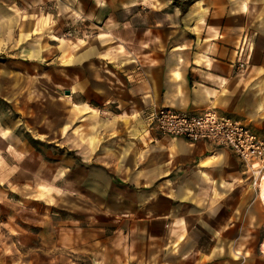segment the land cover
<instances>
[{"label":"crops","instance_id":"0c3cea01","mask_svg":"<svg viewBox=\"0 0 264 264\" xmlns=\"http://www.w3.org/2000/svg\"><path fill=\"white\" fill-rule=\"evenodd\" d=\"M178 1L0 0V37H21L25 49L34 13L49 8L72 23L100 22L103 36L101 45L54 49H112L104 37L116 15L118 49L140 55L100 83L92 58L72 64L53 138L28 134L49 155L15 157L25 142L0 126V208L19 191L33 199L29 213L41 202L53 209L63 194L71 214L85 206L84 220L23 223L21 253L0 239V264H264V195L249 167L149 125L159 108H212L264 137V0Z\"/></svg>","mask_w":264,"mask_h":264},{"label":"rangeland","instance_id":"374dc122","mask_svg":"<svg viewBox=\"0 0 264 264\" xmlns=\"http://www.w3.org/2000/svg\"><path fill=\"white\" fill-rule=\"evenodd\" d=\"M174 1L175 4L179 2L178 0ZM69 13L71 14V11H68ZM34 14L36 27L34 37L29 39L31 49H25V42H22L21 37H0V89L2 95L0 96V126L12 131L19 142L22 140L25 142V149L12 150L15 157L29 155L31 158H39L38 150L49 155V151L40 149L36 142L30 140L28 134L33 137L39 134H48L47 140L53 138V112H60L59 107L61 104L63 107L66 106L63 103L65 101L67 106L70 104L69 95H65V92L70 91L72 64L87 57L92 58L89 65L94 72L95 80L100 83L104 77L114 78L110 70L117 71V67L123 60H134L136 56H140L133 49H118L120 41H118L117 34L120 25L116 15L112 17L111 21H108L107 26L111 30V35L104 37L109 46L115 47H110L112 49H88L93 53L87 55L85 53L87 49H54V45L75 48V46L83 47L92 42L100 44L103 39L99 29L101 28L100 22H88L81 15L75 20L77 23H72L70 19H65L60 11L52 13L49 8L36 11ZM75 27L77 28L76 32L73 30ZM255 180L259 184L258 179L255 178ZM45 189L44 187L40 188L41 192ZM16 193L13 199L6 198L7 207L0 208V222L12 223L15 229L9 232L6 230V226L0 225V239L8 238V244L12 240L16 255L21 253L20 239L24 232L21 228L25 227L23 223L37 224L44 221L55 223L76 219L84 220L85 218V206L80 202L78 203L79 208H77L78 214H71V199L66 194H63V198L58 200L56 206L51 207L53 208L51 210H49L50 206L41 202L38 214L32 210H30L31 213L25 212V200L29 201L27 204L31 206L33 199H25V194L23 198L21 191ZM79 199L84 201L82 198ZM43 208L48 210L44 212ZM6 209H8V213H5ZM28 232L32 233V231H26V234ZM33 264L56 263L50 261L38 263L35 260Z\"/></svg>","mask_w":264,"mask_h":264},{"label":"built area","instance_id":"2783aa9c","mask_svg":"<svg viewBox=\"0 0 264 264\" xmlns=\"http://www.w3.org/2000/svg\"><path fill=\"white\" fill-rule=\"evenodd\" d=\"M242 69L244 62H238ZM149 125L161 136L183 138L190 143L208 142L226 149L249 167L254 179L264 171V137L248 126L214 109L198 113L159 108L149 115ZM257 187L260 189L259 184Z\"/></svg>","mask_w":264,"mask_h":264},{"label":"bare ground","instance_id":"6f19581e","mask_svg":"<svg viewBox=\"0 0 264 264\" xmlns=\"http://www.w3.org/2000/svg\"><path fill=\"white\" fill-rule=\"evenodd\" d=\"M264 173L263 174H261V178H260V176L258 177V181H259V187H260V189L259 190H261V193H262V195H264L263 193H264ZM263 253H264V244H263Z\"/></svg>","mask_w":264,"mask_h":264},{"label":"water","instance_id":"95a60500","mask_svg":"<svg viewBox=\"0 0 264 264\" xmlns=\"http://www.w3.org/2000/svg\"><path fill=\"white\" fill-rule=\"evenodd\" d=\"M69 94H70L69 91H66V92H65V95H69Z\"/></svg>","mask_w":264,"mask_h":264}]
</instances>
